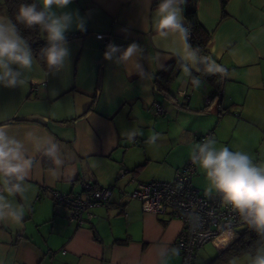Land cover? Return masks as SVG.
Wrapping results in <instances>:
<instances>
[{"label":"crops","instance_id":"1","mask_svg":"<svg viewBox=\"0 0 264 264\" xmlns=\"http://www.w3.org/2000/svg\"><path fill=\"white\" fill-rule=\"evenodd\" d=\"M158 2L73 0L68 10L87 18L86 31L68 32L70 57L63 69L44 72L34 59L26 85L0 86V123L10 125V134L25 143L34 159L27 192L8 197L23 204L26 213L20 226L0 222V264H180L179 251H172L177 250L178 219L115 194L109 205L93 209L90 222L77 227L46 190L77 193L85 180L131 191L150 181L142 175L152 163L169 155L171 178L163 181H170L190 158L198 135L211 132L213 137L221 125L264 124V0H228L225 13L220 0H195L199 21L210 33L213 60L226 69L222 96L210 101L216 83L195 69L189 76L181 68L170 86L172 100L156 90L154 75L173 59L181 61L178 52L184 47L176 35H157ZM0 14L8 15L4 0ZM98 32L110 33L121 48L135 41L143 54L121 63L105 60ZM192 77L201 81L199 87ZM155 102L165 107L163 114H155ZM133 128L143 134L129 141L123 133ZM154 132L165 136V145L148 143ZM48 137L60 147V166L50 158L51 165H45L40 146ZM121 169L127 170L122 177ZM192 184L209 200L221 199L206 195L199 178ZM164 248L168 252L161 256Z\"/></svg>","mask_w":264,"mask_h":264},{"label":"clouds","instance_id":"2","mask_svg":"<svg viewBox=\"0 0 264 264\" xmlns=\"http://www.w3.org/2000/svg\"><path fill=\"white\" fill-rule=\"evenodd\" d=\"M185 2L159 0L153 18L157 35L161 38L176 35L183 41L184 47L178 55L185 74L190 76L193 69L202 70L208 75L226 74L222 65L200 55L199 49L188 44L190 29L183 22L182 5ZM72 3L73 0H33L32 3L19 4L14 16L0 14V86L22 87L29 82L25 74L33 70V50L18 25L26 29L38 28L45 33L48 43L41 52L48 69L50 73H58L63 69L70 57L66 34L73 28L80 32L86 31L87 18L81 16L79 10H68ZM137 54L142 55L143 49L135 41L126 48L110 43L103 57L121 63ZM192 84L199 87L201 81L192 77ZM142 134L138 128L123 133L129 141ZM28 135L31 136V133ZM163 139L160 133L154 132L148 143L155 145ZM216 144L213 137L196 144L190 153L191 162L201 168L206 176L208 187L205 194H218L222 202L257 234L259 246L248 253V264H264V166L254 163L253 158L244 151H233L227 146L218 148ZM40 148L56 166L63 163L60 147L53 137H48ZM33 166L34 159L28 154L25 143L10 134L8 123H0V222L22 225L26 208L23 204L16 205L8 197H23L28 190L26 180ZM189 220L198 222L199 217L190 213ZM172 251L176 253L178 250ZM167 252L168 249L164 248L160 255L165 256ZM230 264H236V260L233 259Z\"/></svg>","mask_w":264,"mask_h":264},{"label":"built area","instance_id":"3","mask_svg":"<svg viewBox=\"0 0 264 264\" xmlns=\"http://www.w3.org/2000/svg\"><path fill=\"white\" fill-rule=\"evenodd\" d=\"M95 36L104 52L108 44H114L110 33L98 32ZM221 96L222 91L214 88L207 98L210 101L212 97L221 98ZM217 109L222 112L220 104ZM165 111V107L160 102L154 103L155 114L160 115ZM207 137H212V133L198 135V143L203 142ZM195 171V164L190 159L175 171L172 180L140 182L131 191L114 185L97 186L85 180L80 182L81 190L77 193H65L51 187L46 190L56 205L66 209L67 221L77 227L90 222L95 216L93 209L109 205L115 194L120 198L137 199L146 210L156 214H166L170 218H176L181 222L175 242L181 257L180 264H194L196 251L206 242L225 230L238 231L247 227L240 220L239 215L221 199L209 200L193 186L192 175ZM126 172V169H121L119 176L122 177ZM190 213L198 216L199 221H190Z\"/></svg>","mask_w":264,"mask_h":264},{"label":"trees","instance_id":"4","mask_svg":"<svg viewBox=\"0 0 264 264\" xmlns=\"http://www.w3.org/2000/svg\"><path fill=\"white\" fill-rule=\"evenodd\" d=\"M32 2L33 0H4L9 16H14L19 4ZM227 2L228 0H220L223 13H225V6ZM182 8L184 25L185 27L190 29L188 44H190L193 48L199 49L200 55L210 57L213 60L212 53L208 47L210 33L203 27V25L199 21L197 10L195 7V0H186V2L182 5ZM18 28L20 29L21 34L28 40L33 50L34 59L36 60L39 67L44 72H49L45 58L41 52V49L46 47L48 43L46 34L39 31L38 28L26 29L23 25H18ZM66 35L67 39H69L72 36V33H68ZM181 64L182 62L178 58H175L154 75V84L156 90L161 92L169 100H172L173 98V95L170 91V86L181 70ZM201 74L216 83L215 89L221 90L220 79L222 76L220 74L208 75L202 70ZM95 99L96 95L94 96L92 106L88 108L85 114L92 110ZM219 113L222 114V112L220 111ZM45 165L47 167L51 165L48 157L46 159ZM237 232L238 234L235 239L228 243L227 246L216 255V257L212 261V264H223V262L229 261V259L233 258L234 256L240 255L245 252H253L254 249L259 246L257 234L254 231H251L248 226L239 229Z\"/></svg>","mask_w":264,"mask_h":264},{"label":"rangeland","instance_id":"5","mask_svg":"<svg viewBox=\"0 0 264 264\" xmlns=\"http://www.w3.org/2000/svg\"><path fill=\"white\" fill-rule=\"evenodd\" d=\"M163 137L165 136L163 135ZM213 138H215L217 142L216 146L218 148L227 146L233 151H244L253 158L254 163L264 166V124L260 125V127L245 124L238 126H234L233 124L221 125L214 133ZM160 142L158 141L156 144L158 148L159 143L162 146L165 145L164 140H161ZM171 160L172 156L170 157V155L169 159H165L163 157L162 159H157L155 165L152 163L151 166L146 169L142 177L144 180L170 179L171 171L168 169L167 162H170ZM187 160H190V158ZM195 167L196 172L194 173L192 180L195 182V180L199 178L202 181V185L208 187V181L203 170L197 165H195ZM164 168H166V170L163 173L162 170ZM120 179L121 178L119 177V180ZM237 234L238 232L236 230H225L212 240L206 242L197 250V256L194 259V264H212V261L216 255L221 250H223L228 243L234 240ZM248 253L250 252H245L234 256L233 258L229 259V261L223 262V264H230L233 259L236 260V264H248Z\"/></svg>","mask_w":264,"mask_h":264}]
</instances>
